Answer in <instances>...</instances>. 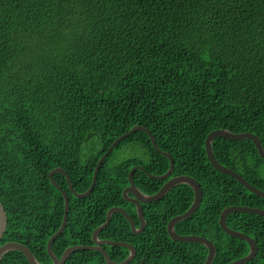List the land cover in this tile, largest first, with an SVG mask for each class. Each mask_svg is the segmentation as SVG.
I'll use <instances>...</instances> for the list:
<instances>
[{
  "label": "trees",
  "instance_id": "16d2710c",
  "mask_svg": "<svg viewBox=\"0 0 264 264\" xmlns=\"http://www.w3.org/2000/svg\"><path fill=\"white\" fill-rule=\"evenodd\" d=\"M134 125L147 127L171 155V176L201 186L200 205L175 231L211 240V264L244 256L248 244L220 228L219 214L229 205L264 209V198L215 169L204 142L223 128L255 134L264 149V0H0V201L7 217L0 243H23L50 263L46 242L61 223L63 197L48 172L61 167L73 190L85 191L99 157ZM211 146L220 164L264 191V159L250 139L215 137ZM118 150L130 156L114 163ZM134 165L153 175L169 167L143 130L108 153L85 197L73 195L64 174H53L69 199L66 225L51 243L57 257L69 245L91 244L109 207L138 223L134 204L122 197ZM132 180L147 194L164 182L139 169ZM192 200L193 190L176 184L142 204L141 233L115 212L98 237L132 244L128 264H203L202 244L174 241L166 231ZM226 224L256 241L254 258L243 264H264V216L231 212ZM102 247L116 262L128 254ZM0 264L29 263L10 250ZM62 264L107 263L99 251L78 249Z\"/></svg>",
  "mask_w": 264,
  "mask_h": 264
},
{
  "label": "water",
  "instance_id": "95a60500",
  "mask_svg": "<svg viewBox=\"0 0 264 264\" xmlns=\"http://www.w3.org/2000/svg\"><path fill=\"white\" fill-rule=\"evenodd\" d=\"M136 130L145 131L148 134L154 149L157 152H159L160 154L166 156L169 160L168 169L163 174H160V175L150 174L140 165H134L129 169L128 184L122 190V197L124 200L134 203L136 216L139 220V226L137 227L135 225L134 218L131 215H129L124 208L119 207V206L109 207L106 211V214H105V220L101 224L96 226L91 232V240H92L93 244L69 245L63 250L61 255L59 257H57L52 252L51 243L53 242V240L58 235L61 234V232L63 231V229L66 225L69 199H68V195H67L66 190L62 189V187L53 180V174L55 172H60V173L65 175L68 188L73 193V195L75 197L82 198V197L87 196L91 192V190L95 184L97 172H98L102 162L107 157L108 153L121 140H123L129 133H132ZM215 137H222V138H227V139H232V140L250 139L254 143V145L257 149V152L259 154V157L264 159V149L261 145L260 139L255 134H253L251 132L243 131V132L234 133V132H231L227 129L220 128V129L211 130L206 135L204 145H205L206 156H207L209 162L211 163V165L215 169H217L218 171H220L222 173H225V174L231 176L238 183H240L244 188L249 190L251 193H253L259 197L264 198V191L263 190L253 186L247 180H245L239 173H237L235 170L220 164L216 160V158L214 157V154H213L212 146H211V142ZM172 168H173V159H172L171 155L166 151H161L157 147L155 140H154V137H153L152 133L149 131V129L143 125L132 126L128 131H126L123 134L116 137L112 141L110 146L107 148V150L99 157V159L97 160V162L95 164L94 170H93L91 183L85 191L75 192L73 190V187L71 186L70 179H69L66 171L63 170L61 167L52 168L48 172L49 180L51 181V183L54 186H56L59 189V191L61 192L62 197H63V215H62L61 223H60L58 229L53 234H51L49 236V238L47 239V242H46V251H47V254L51 258V262L50 263H42V262L38 261L36 259V257L33 255V253L31 252V250L25 244L20 243V242H16V241H6L3 243H0V258L6 252H8L10 250H17V251L21 252L26 257L29 264H62L69 257V254L72 251L78 250V249H89V250H95V251L101 252L102 255L104 256L105 262L107 264H128L129 262L132 261V259L135 256V252H136L135 247L132 244H130L128 242H124V241L100 239L98 237L99 232L101 230H103L107 226V224L109 223L112 214H114L115 212L121 213L126 218V220H128L131 230L135 234H139L143 231V229L145 227V218L143 215L142 204L152 202L155 200H159L160 198H162L164 196V194L170 188H172L176 184H186L193 190V200H192L190 206L184 212L177 214V215H174L173 217H171L169 219V221L167 222V225H166V231H167V234L169 235V237L174 241L197 242V243L202 244L207 249V254L205 256L203 264H211L212 259L215 255V252H216L215 245L211 240H209L208 238H206L202 235H198V234H178L174 229V225L178 221L183 220L185 218H188L198 208V206L201 203V199H202V189H201L199 182L191 176H187L184 174L171 176ZM136 169L142 170L150 178L157 179V180H164V182L161 184V186L159 187V189L156 192L151 193V194L144 193L139 188H137L136 185L133 183L132 174H133L134 170H136ZM231 212H248V213H253V214L260 215V216H264V209L258 208V207L245 206V205H229V206H226L225 208H223L219 214L218 224H219L220 228L229 236L244 240L248 244V252L244 256L237 258L235 260H232L227 264H243L244 262L249 261V260L254 258L255 254L257 252V245H256V241L252 237H250L249 235H247L243 232L234 230V229L227 226L226 216ZM6 225H7L6 212H5L3 204L0 201V241H1V239L5 233ZM104 244H108V245H112V246L125 247L128 249V254L123 260L116 262L108 256L107 252L102 247Z\"/></svg>",
  "mask_w": 264,
  "mask_h": 264
},
{
  "label": "rangeland",
  "instance_id": "374dc122",
  "mask_svg": "<svg viewBox=\"0 0 264 264\" xmlns=\"http://www.w3.org/2000/svg\"><path fill=\"white\" fill-rule=\"evenodd\" d=\"M123 153H125V154H123ZM130 156V152L128 151V152H121L120 150H118V151H115L114 152V155H113V158H112V161L114 162V163H118V162H120L122 159H125V158H127V157H129Z\"/></svg>",
  "mask_w": 264,
  "mask_h": 264
},
{
  "label": "flooded vegetation",
  "instance_id": "af4514ba",
  "mask_svg": "<svg viewBox=\"0 0 264 264\" xmlns=\"http://www.w3.org/2000/svg\"><path fill=\"white\" fill-rule=\"evenodd\" d=\"M131 195V194H130ZM128 203H132V202H130V201H127ZM132 204H134V203H132ZM135 206V205H134ZM127 212V211H126ZM128 213V212H127ZM129 214V213H128ZM130 215V214H129ZM128 221V220H127ZM135 222V221H134ZM130 225V224H129ZM135 225L138 227L139 226V220H138V223L136 224L135 223ZM100 239H102V238H100ZM91 244H93V242L91 243Z\"/></svg>",
  "mask_w": 264,
  "mask_h": 264
}]
</instances>
